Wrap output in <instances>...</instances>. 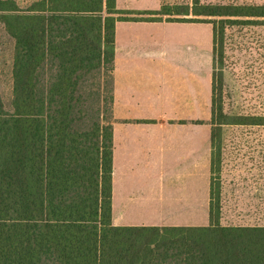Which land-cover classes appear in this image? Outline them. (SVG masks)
I'll return each mask as SVG.
<instances>
[{
  "label": "trees",
  "instance_id": "1",
  "mask_svg": "<svg viewBox=\"0 0 264 264\" xmlns=\"http://www.w3.org/2000/svg\"><path fill=\"white\" fill-rule=\"evenodd\" d=\"M190 1L131 17L115 0H35L26 9L0 0L14 39L10 109L0 96V264H264V225H222L213 178L207 225L111 223V129L100 106L112 102L115 21L211 23L212 54L227 25L264 21L256 19L264 5ZM105 75L108 89L95 81ZM215 97L212 80L211 154L223 123L264 124L214 123L225 117Z\"/></svg>",
  "mask_w": 264,
  "mask_h": 264
},
{
  "label": "crops",
  "instance_id": "2",
  "mask_svg": "<svg viewBox=\"0 0 264 264\" xmlns=\"http://www.w3.org/2000/svg\"><path fill=\"white\" fill-rule=\"evenodd\" d=\"M212 55V27L203 23L115 21L112 225L190 226L177 210L193 214L209 197ZM146 206L152 218L141 215Z\"/></svg>",
  "mask_w": 264,
  "mask_h": 264
},
{
  "label": "rangeland",
  "instance_id": "3",
  "mask_svg": "<svg viewBox=\"0 0 264 264\" xmlns=\"http://www.w3.org/2000/svg\"><path fill=\"white\" fill-rule=\"evenodd\" d=\"M20 9H26L35 0H14ZM122 5H142V10H130L131 17H148L138 14L144 10H158L165 4H187L190 0H121ZM204 4L264 5V0H200ZM150 9L151 7H154ZM178 18H192L177 16ZM163 16L161 20L166 19ZM202 18V17H200ZM239 19H247L246 17ZM264 20V18H256ZM203 23L212 27L211 23ZM166 33L167 30L163 29ZM169 33V32H167ZM170 33H178L171 30ZM14 39L5 30L0 18V96L5 109H10L12 99V62ZM212 80L217 102L222 114L215 115L213 122H247L249 116L264 117V21L235 23L226 26L222 44L212 55ZM106 89L110 79L97 76ZM96 108L98 107L95 103ZM110 104L102 102L101 118L107 122ZM245 120V121H244ZM211 122V118H210ZM214 138L212 151L213 172L210 176L220 188L222 225H264V124L223 123ZM198 199L196 198V201ZM208 202L205 197L194 206L192 214L177 210L187 220L178 223L188 225L208 224ZM141 211L142 216L152 218V211ZM172 208H175L174 206ZM162 211H166L163 208ZM176 210L173 209L172 213ZM182 212V213H181ZM183 216V215H180ZM148 222V220H144ZM166 222V221H164ZM173 222L167 221L166 223Z\"/></svg>",
  "mask_w": 264,
  "mask_h": 264
}]
</instances>
